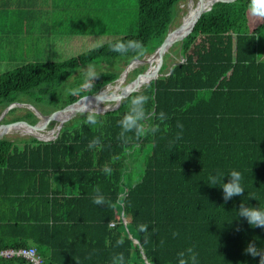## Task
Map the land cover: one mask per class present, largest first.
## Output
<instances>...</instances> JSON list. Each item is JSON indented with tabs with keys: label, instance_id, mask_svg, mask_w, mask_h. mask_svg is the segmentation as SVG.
<instances>
[{
	"label": "trees",
	"instance_id": "16d2710c",
	"mask_svg": "<svg viewBox=\"0 0 264 264\" xmlns=\"http://www.w3.org/2000/svg\"><path fill=\"white\" fill-rule=\"evenodd\" d=\"M183 1L139 0L135 33L65 62L0 74V114L20 96L41 102L47 94L49 114L113 84L162 44ZM249 4L215 3L177 43L182 58L172 69L167 53L163 74L119 108L82 112L53 141L1 138L0 250L35 246L43 264H121V256L122 264H179L181 253L190 264L189 249L198 264H259L245 249L264 247V229L238 219L242 204L264 210V18L251 28ZM103 57L124 67L82 80L81 69ZM146 69H133L130 80ZM134 107L143 112L140 135L122 126ZM233 170L245 192L225 201L209 177L219 173L222 185ZM98 195L104 205L93 203Z\"/></svg>",
	"mask_w": 264,
	"mask_h": 264
},
{
	"label": "crops",
	"instance_id": "0c3cea01",
	"mask_svg": "<svg viewBox=\"0 0 264 264\" xmlns=\"http://www.w3.org/2000/svg\"><path fill=\"white\" fill-rule=\"evenodd\" d=\"M110 10L109 0H0V74L102 32Z\"/></svg>",
	"mask_w": 264,
	"mask_h": 264
},
{
	"label": "rangeland",
	"instance_id": "374dc122",
	"mask_svg": "<svg viewBox=\"0 0 264 264\" xmlns=\"http://www.w3.org/2000/svg\"><path fill=\"white\" fill-rule=\"evenodd\" d=\"M193 1H195L196 3L198 2V0H193ZM109 8L111 9L110 20L107 21L106 17H104L103 28L101 27L102 32L95 33L92 36H78L72 38L71 45H68L67 47V44L63 43L62 45L63 49L59 51L57 50L54 54H52L53 57L50 56V59L47 60H54L56 62H65L70 60L71 58L77 57L78 55L88 53L90 50H93L95 48H98L99 46L107 44L112 40L117 39L123 35L135 33L137 31L139 0H109ZM189 9H190V2L188 0H184L179 5V11L177 12L173 20V25L171 29H173L183 21V18L188 13ZM250 16H251L250 17L251 28H255L257 25H259L262 22V18L254 17L251 14ZM108 24L109 26L107 27ZM179 48L180 46L176 43L168 51L169 56L166 58V61L167 63H169V68L182 58ZM260 48L264 50V44L262 43V38L260 39ZM123 62H124L123 60H118L117 62H112L110 64L107 58L105 57L100 58V60H98L96 65L85 66L81 69L82 70L81 79L87 80L96 73H100L102 76H107L110 71H116L119 70V68L122 69L124 67ZM140 65H147V68L150 66L149 63H143ZM132 71L133 70L130 71L126 80L122 84H120L118 91H120L126 84H128L131 81L129 77ZM70 80H73V78H71ZM116 84L117 83L114 82L112 85H116ZM113 91L114 88L110 89L109 94L112 93ZM71 92L72 91H70L68 88H65L63 91V98H67L71 94ZM38 97L42 98L41 102H37L36 99L34 98H29V96H20L17 102L32 104L40 112L46 114L47 110H49L51 106L48 105L45 100L48 99L50 95L49 94L38 95ZM104 104H107V102H102V105ZM113 104L114 102H112V105ZM14 108L15 109L12 111L9 110L7 115L5 116V119H8L7 120L8 122L13 121L15 119H29L30 111L33 112L37 118H39V116L37 115L34 109L25 106H18V105H16ZM1 111L2 109L0 108V112ZM79 117H81V113H78L72 119ZM5 119L3 121H5ZM72 119L68 120L67 122L71 121ZM74 122L75 123L78 122V119H76ZM56 124L57 122L55 121L49 122L46 127V130H51L56 126ZM28 136L31 135L28 133H24L21 130L14 129L12 133H7L5 134L4 137L16 138V137H28Z\"/></svg>",
	"mask_w": 264,
	"mask_h": 264
},
{
	"label": "water",
	"instance_id": "95a60500",
	"mask_svg": "<svg viewBox=\"0 0 264 264\" xmlns=\"http://www.w3.org/2000/svg\"><path fill=\"white\" fill-rule=\"evenodd\" d=\"M190 3L193 0H188ZM235 0H198L196 3L194 9L192 12H190V16L187 20V22H181L179 25L174 27L173 29H170L168 34L166 35L164 41L162 44L148 57L145 58H137L132 60L123 70L120 77L116 80V83L124 82L130 73L131 70L138 67L140 64L143 63H149L151 62L152 58L156 59V65L153 71H149L150 66L142 73L137 75L136 78L131 80L128 84H126L120 91H117L112 83L107 84L105 88L101 89L97 93L89 94L86 96L81 97L77 101L68 104L64 108L55 110L49 114H44L40 112L37 108H35L32 104L29 103H19V102H13L9 106H7L3 112L0 114V121L5 115L8 113L9 110L14 108L16 105L18 106H25L31 109H34L39 116V121L36 124H32L26 121L18 120L13 122H7V123H0V139L5 136V134L8 133L9 127L17 128V130L20 127H30L31 131H23L24 133H28L31 136L41 140V141H53L58 138L60 131L64 124L75 117L78 113L82 112H94V113H106L111 110H115L120 107L121 102L124 98L130 96L132 93L140 91L144 85H148L152 80H156L159 76H161L163 73H161V68L164 64L165 55L168 53V51L171 49V47L181 42L183 43L184 39L190 35L195 25L197 24L199 18L201 15L208 10H210L213 5L217 2H233ZM189 12V11H188ZM175 64H173L170 69ZM109 87L114 88V91L110 93L108 96H103L102 92ZM87 99H95L101 102H107V104L101 105V108L97 109H84L80 106H77L81 101L87 100ZM112 102L114 104L112 105ZM66 113L64 117L59 118V114ZM55 121L57 122L56 126L52 128L51 130H46V127L49 122ZM34 130V131H33ZM52 133V137L45 138L44 135H49ZM127 223V220H125Z\"/></svg>",
	"mask_w": 264,
	"mask_h": 264
},
{
	"label": "clouds",
	"instance_id": "9594fccd",
	"mask_svg": "<svg viewBox=\"0 0 264 264\" xmlns=\"http://www.w3.org/2000/svg\"><path fill=\"white\" fill-rule=\"evenodd\" d=\"M249 10L250 14L254 17L258 18H264V0H250L249 4ZM132 47V45H129ZM114 51L120 52L123 50V45H117L114 49ZM134 105H139L140 99L133 102ZM133 111L135 112L134 117H129L125 119L122 122V126L124 128V131H131L134 127L136 128L137 135L141 134V129L137 125V121L142 118L143 112L142 109L139 107H134ZM87 123L95 124V120L92 117H89V121ZM156 129H153V132H155ZM95 143V142H94ZM94 146L93 145H90ZM225 177L229 178V182L225 183ZM221 179V176L219 173L213 174L209 177V185H217L223 190L224 194V200L229 201L233 197L242 196L244 194V188L241 184V174L238 171H230L228 175L223 176V184L220 185L219 181ZM93 203L97 206H101L105 204V201L102 197L97 196L93 200ZM238 219L243 218L246 220L247 224L251 228H261L264 229V210H262L260 207H249L245 205H241V207L238 210ZM122 243V241H120ZM245 254L250 255L253 259L256 257L260 258L259 264H264V247H257L253 243H249L248 246L245 249ZM188 255L190 259V264H198L197 255L192 252L191 249L188 250ZM119 260L121 261V264L123 262V257H119ZM115 264V260H114ZM179 264H189L188 260L184 259V253H181V259Z\"/></svg>",
	"mask_w": 264,
	"mask_h": 264
},
{
	"label": "bare ground",
	"instance_id": "6f19581e",
	"mask_svg": "<svg viewBox=\"0 0 264 264\" xmlns=\"http://www.w3.org/2000/svg\"><path fill=\"white\" fill-rule=\"evenodd\" d=\"M195 5H196V2L195 1H192L190 3L189 12L184 16L183 22H187V20H188V18L190 16V12H192V10L194 9ZM155 65H156V59L155 58H152L151 59V62H150V69H149L150 72L153 71V69L155 68ZM122 83L123 82L118 83L116 86H114V88L118 91L119 90V87H120V84H122ZM110 89H112V87H109L108 89L104 90L102 92V95L103 96H107L109 94V92H110ZM101 105H102V102L101 101H98V100H95V99H87V100L81 101L77 106H80V107H82L84 109H97V108H101ZM65 114L66 113H61L58 116H59V118H62V117L65 116ZM14 129H17V128L9 127L8 133H12V131ZM19 129L20 130H23V131H31L32 130L30 127L23 128V127H20V126H19ZM0 130H1V128H0ZM44 137L45 138L52 137V133H50L49 135H44Z\"/></svg>",
	"mask_w": 264,
	"mask_h": 264
},
{
	"label": "built area",
	"instance_id": "2783aa9c",
	"mask_svg": "<svg viewBox=\"0 0 264 264\" xmlns=\"http://www.w3.org/2000/svg\"><path fill=\"white\" fill-rule=\"evenodd\" d=\"M0 257H23L29 260L32 264H43V258L35 246L2 249L0 250Z\"/></svg>",
	"mask_w": 264,
	"mask_h": 264
},
{
	"label": "flooded vegetation",
	"instance_id": "af4514ba",
	"mask_svg": "<svg viewBox=\"0 0 264 264\" xmlns=\"http://www.w3.org/2000/svg\"><path fill=\"white\" fill-rule=\"evenodd\" d=\"M12 109H14V108H12ZM6 115H7V114H6ZM6 115H5V116H6ZM4 119H5V117H3V118L1 119V121H3ZM7 120H8V119H5V121H3V123H7V122H8ZM20 120H22V121H26V122H29V123H32V124H36V123L39 121V119H38L37 122L33 123L30 115H29V119H20ZM1 121H0V123H1ZM17 121H18V120H17ZM10 122H13V121H10Z\"/></svg>",
	"mask_w": 264,
	"mask_h": 264
}]
</instances>
